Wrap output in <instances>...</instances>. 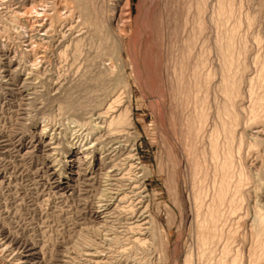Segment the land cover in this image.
I'll return each instance as SVG.
<instances>
[{"label": "rangeland", "instance_id": "1", "mask_svg": "<svg viewBox=\"0 0 264 264\" xmlns=\"http://www.w3.org/2000/svg\"><path fill=\"white\" fill-rule=\"evenodd\" d=\"M56 1L55 0H43L44 2L43 4H37L38 2L36 0L35 1L34 0H0V234H1L0 240L2 238H8L9 242L13 243V250H15L14 252L17 254V257H24L27 255L25 253L23 255H20L21 252L23 251L22 250L23 247H25V249L26 248L32 249L34 251L33 252L34 255H32V257H30L29 259H27L26 264H30V263L34 264L35 262H37L35 264H79V263L80 264H112V262L113 264H129L130 262H137V261H138L137 263L139 264L140 263L142 264H166L167 261L169 262V263L167 262V264H183L185 255L188 252L187 250L194 248L195 240L190 235H188L187 232L184 235H182L183 233H181L182 232L181 231V224H182L181 209L182 208L179 205L180 201L177 200L178 203L177 204L174 203L175 200L171 196L170 191H169L170 184L167 181V174L161 173V169L162 167H167L168 172L172 171L171 166L173 164H171V161L173 162L175 158L174 157L175 153H173L174 152L173 143L168 144L167 140L169 139L168 136H170V134L171 135L174 134L175 137H178L175 135V133L172 132L174 129L170 123L173 124L174 122L173 117L175 116L177 119L184 118V116L192 117L193 115L190 114L192 111H193L192 113L195 114V109H194L195 103H193L195 102L194 101L195 99L193 95L191 97L193 101L192 100H191L192 102L189 101L190 95L194 93H192V91L189 90V92L191 91L190 94H188L189 92L187 93L189 95L188 96L189 104L186 103V105L188 104L187 108L185 107V109L182 110V108L186 105H184L181 102L182 100L181 98L177 97L178 91L176 90V87H175L176 81H177L176 78L179 77L178 76L179 74L177 75V71H178V68L180 67V63H179L180 61L178 62L179 59L176 60L177 54L179 53L177 52L179 45L176 44V42H174L175 41L174 40V27L176 26L174 24H177L176 21L178 18H179L178 19L179 22L183 23L185 19V15H184L185 7L184 6H187L189 1L188 0H177V2L180 1L181 3L178 2L179 4L178 3L176 4L175 0H114V1L113 0H105V1L95 0L96 2H98L96 4L94 0H87V1L84 0L87 4L89 3L88 5L90 8V11H92L91 16L93 17L95 15L94 18H97V19L99 18L98 20L106 23V25L108 24L106 28L110 33H113V35H117L119 34L118 30H123V28L125 30V34H126L125 42H124V47H123L122 57H121L123 61V68L120 66V62H119L117 64L118 66L117 71L119 72L117 74V71H116L115 73L116 76H114V81L112 83L116 86L115 90H119V88H121L119 90V93H122L121 100L124 103L125 101L129 99V97L130 99L132 98L131 99L132 101L131 109H132V114H133V127L132 128L134 129L132 130L133 132L132 131L130 132L133 133L132 136H134V133H136L135 136L137 139L135 138L136 141L134 140L135 141L134 144L136 145L135 148L137 149V153L139 154V158L141 160L140 163L143 164V166L147 167V169L149 170L148 178H145L143 180L145 183L144 185L147 188L146 193H142L141 189H140L141 191L138 190L139 189L138 187L141 182L140 183L135 182L137 180L135 172H131L129 176H126L127 179H130V182L128 180L124 182L120 180V183H118L117 185H114L115 183L113 184L114 187L112 188L116 190L117 192L121 193V196L119 199H122V197L123 198L125 197V199L123 200V202L122 201L121 202L118 201L119 203L116 202L115 205L117 206V208L114 207L116 208V210L111 211V214L108 216L109 219L103 218V217L99 218V217L94 216V213L98 210L99 205L102 204L99 202L101 201L100 198L102 199V195L100 193L103 190L101 186L102 185L101 178L103 176H101V174L106 173L108 170H110L108 168L113 167L114 165H116L115 167H117L116 168L117 171H121L120 173L122 174L125 173L126 162L124 158L126 159L125 156H127L126 155L127 152L129 151V149L131 150L128 144H132L131 141H133V139L132 138H130L129 140L125 139L130 142V143H124L125 144L124 146L128 145L127 151H126V147H124V150L122 148V150L119 151L118 154L116 153L115 155L113 154L111 156L112 158L110 157L109 159L110 161L113 159V161H111L112 164L110 163L108 166L105 164L103 167L104 170L102 169V171H100L98 175L96 174L97 176L93 174L90 175L88 173H85L88 167L86 165L87 163L83 164V160H81L82 165L78 164L80 161H78V163L75 162L77 164L75 163L71 164L73 166H71L69 163L66 162V161L71 160V157H72L69 151L67 150V137L69 134L78 132L80 130L78 128L79 127L78 121L81 123V121L83 120H81L82 117H80L81 115L79 112H73L74 110L71 111L72 109L69 107V104L67 103V100L64 94L66 92L72 93L73 99L74 100L80 99L79 102L86 101V100L88 101V99L92 101L91 99L96 96H97L96 98L97 101H100L103 98H105L103 96L105 89L100 90L98 88L97 89L98 92L96 96L94 95V93L90 94V92H92V89L90 88V86L92 85V82L88 81V79L85 80V78L94 75L95 70H96L95 72H97V70L101 68L99 64L101 60H98V56L96 57L97 51L96 49H93V47H91L92 40L89 37L91 40L89 41V38L86 35V34L89 35L88 33L89 29L87 25H84L85 24L83 22L84 20L82 21V17L84 19V15L80 13V11L74 9L72 20L70 22H67L68 24L67 26V24L63 22V20L59 21L58 18H56L66 12L65 2H63V0H56ZM208 1L210 2L208 3V10L210 14H207V18L210 19V15L212 16L211 14L212 11H215L217 7L216 6L217 1L215 0H208ZM235 1L237 2L236 4L240 7L241 11H239V7H238V14L239 16L242 15L240 16L242 19H245L246 17L244 16L246 15L252 14L253 16L256 13L254 17L256 16L255 18L261 20L260 22V20L258 21L256 19L257 22H255V27L253 26V28L252 27L250 28L245 23H243V25H246V27L247 26L248 27L246 28L245 26L244 27L242 26L243 28L241 31L242 33L241 35L242 37H244V39L246 38L245 40L247 42H249L248 45L250 44L252 46L250 47L251 49L249 48L250 53L252 54L250 55L249 53V57H248L250 60V61L248 60L249 61L248 63H251L254 57L257 56L256 54H261V55L264 54V50H263L264 45H262L264 43V39H262L263 42L261 46L259 45L258 47H256L257 45H255V41H254L256 36H261V37L263 36L262 38H264V34H263L264 33V13H263L264 12V0H243V1L235 0ZM257 3L260 5H258ZM90 4H92V6ZM100 4L102 5L104 4L103 6L105 7H103ZM126 4L128 8L126 12L129 14V18L125 20L123 19L120 26H115L116 24L114 23V21L110 19L113 13V10L114 8L117 7V10L119 13L122 9L126 8ZM211 4L214 6H212ZM45 5L49 8L48 9L47 7L45 8ZM213 7L215 9H213ZM35 8L37 9L36 10L37 12L39 10L40 15H46L42 17L46 21L44 30L41 32H32L30 33V35H23L21 32L23 31L22 27L25 24L20 21L21 19L20 14L24 15V12H26L25 10H28V9L32 10ZM252 8L254 9V11H252ZM256 10L260 11V15H259V12L257 14ZM246 11H248L249 13ZM175 12L178 13L177 16ZM78 13L79 15H77ZM171 13L172 15H170ZM173 13H175L174 14L175 17L173 16ZM72 21H73V24H72L73 28L75 27L76 28L73 29V31H69L68 29L72 28V26L70 25ZM168 21H169V24H168ZM171 22H173L172 25H171ZM49 24L51 26V29L53 30H51L52 31L51 33H46L45 31L49 29V27L47 26ZM164 24L166 25L165 29H164V26H165ZM82 25L85 27H83ZM108 26L110 27V29ZM211 27L213 26L211 25ZM249 28L252 31H250ZM214 29H215L214 27L209 28V31H213V32H210V34H208L209 33L208 32L207 33L208 36L211 35L212 33L215 34V30L217 29L215 30ZM82 30L84 31V34ZM164 30H165V33H167L166 31H168V33L162 34ZM168 34H170V36ZM216 35H217V31H216L215 36ZM248 35L250 36L247 37ZM76 36L79 38H86V37L87 38L83 42L82 53H81L80 59H77V62L75 63L74 67H72V65L74 64L73 61H71L72 64L69 63L72 58V54L69 51L68 56L70 57L71 55V58L69 60V57H67V60H68V63H67V61H65L66 57H64L62 52L64 51L66 46L72 45L76 40L79 39V38L76 39ZM215 36L213 37L209 36L210 38L208 37L209 38L208 47L209 49L211 48L212 50V52L210 53L211 54L210 59H212L210 60L211 61L210 69H213V70H216L219 66V65H216V63L219 64V60L217 61L218 57L215 56V54L217 55V53H215L216 52L215 49L213 52V47L215 48V39H216ZM171 38H172V41H171ZM211 38L213 39V41L211 40ZM140 39H143V40H140ZM175 39H176V36H175ZM211 41L214 45L211 43ZM85 43L88 45L86 46ZM166 43L168 45L171 43L169 45L170 47ZM210 44H212L213 47ZM27 45H33L35 49H38V54L37 55L30 54L29 56H27V54L25 53V48H26L25 46ZM174 46H175V52L173 49ZM253 47L255 49H253ZM86 49H87V52H86ZM172 49H173V53H172ZM254 50L256 52H254ZM258 50H260L261 53ZM168 51L169 53H167ZM212 53H214V56ZM167 54L169 55V57ZM165 55L167 58L165 57ZM252 55H254V57ZM114 56L115 54H113V57ZM170 56H172L173 59L175 60H172L171 59L172 57ZM94 57L96 58V60ZM215 57L217 59H214ZM162 60L164 63L162 62ZM168 62L171 65L173 64V66L171 67V65H169ZM176 63H177V66H176ZM211 63H213V66ZM94 65L95 67L97 66L99 68H95ZM251 65H252L250 68L251 71H249V74L247 73L248 77H250L251 73H252L251 77H254L257 74V70H258V68H256L257 66L253 65V63H251ZM173 67L175 68L174 70H173ZM163 69L165 72H163ZM169 69H171V71ZM172 70L173 71L176 70L175 72L178 77H176L175 73ZM252 70H256V72H252ZM168 72H171V74ZM187 74H188L187 76L185 75L186 77H188V80H186V82L188 81L187 83H189V81H191V76L189 75L191 74H189V72ZM123 75H125L127 78V84L126 82L125 83L122 82L121 76ZM172 75H174L173 76L174 81L173 79H170L172 78ZM82 79L84 80V82ZM164 81L166 82V84ZM215 82L217 83L218 81H215ZM124 86L127 88L125 89ZM215 86L213 87L214 92L212 91L213 93L211 96L213 100L216 98L218 94V93L217 94L215 93L217 92V85ZM162 88L166 90L163 91ZM167 89H169L170 92ZM184 89L183 90L185 92L187 89L186 85L184 86ZM244 89H245L243 91L244 96L240 104L242 103L241 105L244 108H247L250 105V100L248 99V96H245V92H247V88L244 87ZM121 90H124L123 91L124 93ZM183 90L180 91L181 94ZM166 91L168 94L167 93L164 94V92ZM126 93H129L131 96H129V94H126ZM183 94L187 96V94L185 93ZM118 95H121V94H118ZM168 95L170 96V98H168L169 97ZM175 96H176V99L178 98L179 100L174 99ZM244 97L246 99H244ZM172 99L174 100V102ZM164 102L166 105L164 104ZM178 103L180 105L182 104L181 105L182 107L179 105L181 109L178 106ZM190 103H192L193 105ZM163 104L165 105V107ZM174 104H177L176 109L174 108L175 107ZM177 109H179L180 112L182 110L183 111L182 114ZM169 110L170 112H174V113H168ZM165 113L166 115L164 118ZM177 113H180L181 115ZM82 114L84 115V113ZM183 114L185 115L183 116ZM87 115H89L88 112H87ZM243 116H244L243 119H245L246 117L245 119L246 121L243 120L242 125L244 126L245 122L249 125V123H251V122L249 123L247 122L249 115L244 113ZM163 119H165L166 122L163 123L164 121ZM171 120L173 122H171ZM72 123L76 125H72ZM68 124L70 125V127H68L69 126ZM262 124H264V122ZM262 124L258 125L260 126V128L258 126H255L256 128L253 127L252 130L249 129L251 128L249 126L247 127L248 128L247 130V128L245 127L246 125L244 126V128L242 125L240 126L241 131L240 129H238L239 130L238 132L240 133L241 132L243 133L242 130H244L245 132L247 130L248 134L247 133L243 134L244 136L247 135L244 137L245 142L247 141L246 142L247 144L245 143V146L249 144L248 142H250V140H252V142H250V144L248 145L247 149H246L247 146L246 147L244 146L245 153H244V158H243V162H244L243 164L245 165L246 169H248L247 172L250 171L249 173L252 172L253 175L257 173L254 175L256 181L254 180L255 181V183H253L254 185L250 186V189H249L250 191L252 190L253 197H251V199L249 198V203L245 204V206H248L249 211L246 207L244 208L245 211H243L244 212L243 214H248L250 212V214H248V216L250 215L249 220L254 218L255 209L258 208V209L263 210L264 208L263 207L264 206V187L261 188L262 191L260 190L262 195L260 194V192H259L260 195L254 193L255 188L260 187V185L263 184L262 181L264 180V174L262 175V173H264L263 171L264 163L262 162L264 160V156H263L264 155V152H263L264 151V143H263L264 142V125ZM62 136L65 137L66 140ZM41 137L43 138L42 142L39 141L41 140ZM166 137L168 138L166 139ZM260 139H261V142L259 143L257 148H259L261 145H263V147L262 148L260 147L261 149L259 148L258 151L256 150V147L253 148L251 151L254 154L253 156L251 154L249 158L248 157L249 154L246 155L247 151L249 150V147H252V145L254 146L255 141L256 140L260 141ZM125 140L122 139V141H125ZM170 142L171 141H169V143ZM54 147H59L57 152L51 150ZM254 150L255 152H253ZM251 151H248V153ZM59 159H62V162H59L58 161ZM109 160H106V163H108ZM118 161L120 162L117 165ZM54 164L59 165L57 166V171L52 170V166ZM174 165L175 166H173V168L177 166V164H174ZM250 167L252 169H250ZM184 168L185 167H183V170H182L183 172L182 179L187 181V179H189L190 174L188 173L189 170L186 168L185 170ZM260 172L263 177L259 175ZM52 173H55V174H52ZM122 174L120 175L119 179L121 178V176H123ZM92 175L95 176L94 181L89 180L90 176ZM256 175L259 176L260 179ZM65 178L67 179L64 180ZM131 178L135 181H133ZM261 178H263V180ZM71 179L73 180V182ZM259 180H261V184L258 183L260 182ZM99 181L101 185L99 184ZM131 181L134 187L133 185H131L132 184ZM131 186L133 188H131ZM135 186H138V187H135ZM120 189H123V190H120ZM131 189H133V191ZM135 190L137 191L135 192ZM97 197H100V198H97ZM255 197H257L258 199ZM259 198L261 199L259 200ZM251 200H252V203H251ZM255 201L259 203V206L257 202ZM254 205H255V208H254ZM147 206L148 208H146ZM120 207H121V210H120ZM122 208L126 210L124 211V209ZM130 209H131V212H130ZM112 213L114 214V217L112 216L113 215ZM245 216L247 217L246 219L248 220L247 215H244L243 218ZM145 217L148 218L147 220H150V218H153L154 220L156 219L155 220L156 223H158V225L162 226V228L165 229L163 232H167L168 234V244L166 245L168 246V248H166L167 250L166 258L168 259L166 262L164 261L165 260V256L163 253L164 248L161 245L162 239H161L160 231L158 230L154 231L153 237L156 243H154L153 245L149 244V243H152L151 241H149L148 243L149 246L141 245L142 247L135 245L133 243L134 239H137V238L143 239L145 241L152 239V237H150L151 234H149L151 232L147 228L149 226L146 227V225H144V222L142 223V219ZM248 221H247V224H245L244 222L242 233L239 235L240 237L238 239L239 241H241V243L244 240V238H245V240L243 241L244 243L247 240L246 244L244 243L241 244L242 245L241 247L244 246L245 249L247 248L246 252L248 251V247L251 245L249 241L252 239L251 238V228H250L251 223H248ZM138 222L140 224H138ZM113 224L114 225L116 224V225L113 226ZM134 224H136L137 226ZM132 225H134V228H132L133 227ZM140 225L143 228L142 227L140 228ZM114 227L116 228L117 231L115 230ZM136 228L140 230L137 231ZM144 228H147L146 229L147 233L144 232L145 231ZM129 229L132 230L130 231L131 233L129 232ZM134 231L138 235H136V233H133ZM91 232H98V233L100 232L101 234V236H98L99 239L95 236L92 237V240L94 239V243H95L94 250L99 251L102 256L100 258L101 260L99 259L97 263L90 262L87 259V257L82 255V252L80 250L78 252L75 251L77 248L76 244L79 245L81 243L79 239L82 240L84 236H87V234ZM103 235H106V237L104 238L105 240L101 238L103 237ZM246 236H249L250 239H248V237ZM117 238L118 239L120 238V239L118 240ZM112 239H114L115 241L114 240L112 241ZM124 240L126 242H124ZM83 246H81L82 249L84 248ZM127 246H129L130 248L132 247V248L128 250L129 247ZM110 247H112L111 250H110ZM18 248L20 249L21 252L19 251ZM138 250H141V251H138ZM145 250L147 253L145 252ZM120 251L123 252V254ZM129 252L132 257L131 256L129 257L130 255ZM0 254L3 255V256L0 255V264H10L9 261H11L12 259L11 257L13 256L12 252H8V253L1 252ZM115 255L116 257H114ZM71 256L73 257V259L69 258ZM14 257L15 256H13V258ZM124 258H125V261H124Z\"/></svg>", "mask_w": 264, "mask_h": 264}, {"label": "bare ground", "instance_id": "2", "mask_svg": "<svg viewBox=\"0 0 264 264\" xmlns=\"http://www.w3.org/2000/svg\"><path fill=\"white\" fill-rule=\"evenodd\" d=\"M36 1L38 2V3L36 2L37 4H43L44 3L43 0H36ZM96 1H98V0H96ZM175 1H176V4L178 2H180V1L177 2V0H175ZM188 1H189V3L187 2L188 3L187 6H184L185 7L184 8L185 19H184L183 23H180L178 20L179 18H178L177 21L175 20L177 24H174V25H176V26L175 27L173 26L174 27V40H175L174 42H176V44L179 45V48L177 51L179 53L177 54V58H176V60L179 59L178 62L180 61L179 62L180 67L178 68V71H177V75L179 74L178 75L179 77L176 75V72H175L176 70L173 71L175 69L174 67H173L172 71L175 73L176 77H178V78H176L177 81H176V86H175L176 90L178 91L177 97L181 98L182 99L181 102L184 105H186V103L189 104V101L190 102L193 101V99L191 98L193 95L194 99H195L194 100L195 102H193V103H195V105H194L195 108L193 107L195 109V114L192 113L193 111L192 112L190 111L191 112L190 114L193 115L192 117H185L184 116L185 114H183L184 118L177 119L174 116L173 117L174 122L172 121L173 119L171 120V122H173V124L172 123H170V124L173 126V129H174L172 132L175 133V135L178 137H175L174 134H172V135L170 134V136H168L170 140L168 139L167 143L168 144L173 143V149H174L173 153H175V156H174L175 158H174L173 162L171 161V164H173L171 166L172 171L168 172L167 167H162V169H161V173L167 174V181L170 184L169 191H170L171 196L175 200L174 203L177 204L178 203L177 200L180 201L179 205L182 208L181 209V212H182V224H181V231L182 232L181 233H183L182 235H184L187 232L188 235H190L195 240L194 248L191 247L192 249L187 250L188 252L185 255L183 264H264V211H263L264 208H263V210L258 209V208L255 209L254 210L255 216L253 219H250V220H249L250 215L248 216V214H250V212L249 213L246 212L248 214H243L244 213L243 211H245V209H244L245 207L249 211L248 206H245V204L249 203V198L251 199V197H253V195H252L253 192H252V190L250 191L249 189H250V186L254 185L253 183H255V181H256L254 175L257 174V173H255L253 175L252 172L251 173H249L250 171L247 172L248 169H246L245 165L243 164L244 163L243 158H244V153H245L244 148L247 146L246 147V149H247L250 142H252V140H250V142H248L249 144L245 146V143L247 141L245 142L244 137L247 135L244 136L243 134L247 133V130H248L247 127L248 126L251 127L249 129L252 130L253 127L258 126L259 124H262L264 122V54L263 55L256 54L257 56H255V57H254V55H252L254 57V59L252 58L253 60L251 63H253V65L257 66L256 68H258V70L256 69L257 70L256 76L253 75L254 77H251L252 76V73H251L250 77H248L247 75L249 74V71H251L250 68L252 66L251 63H248L250 61L248 57H249V53H250V49H251L250 47H252V46L250 44L248 45L249 42H247L245 40L246 38L244 39V37H242V35H241L242 34L241 33L242 28L244 26L246 27V25H243V23L247 24L250 28L251 27L253 28V26L255 27V22H257L256 21L257 18H255L256 16L254 17V15H256V13L254 12L255 14L253 16H252V14L246 15V16H244L246 18L242 19L240 17L242 15L239 16V14H238V7L239 6L236 4L237 2L235 0H215V1H217V5H216L217 7L215 6L216 9L213 7V9H215V11H212V13H211L212 16L210 15V19H208L207 14H210V12L208 10V3H210V2L208 0H196V1L195 0H193V1L188 0ZM63 2H65L66 12L61 14L60 16H58L56 18H58L59 21L63 20V22H65L67 24V22H70L72 20V16L74 13L73 10L75 9V10L80 11V13H82L84 15V19L82 17V21L84 20L83 22L85 24L84 23L83 24L87 25V27L89 29V32H88L89 35L88 34H86V35L88 36V38L90 37L92 40L91 41L89 38V41H91V47H93V49H96V51H97L96 57L98 56V60H101L99 63L101 68L99 70H97V72H95L96 71L95 70L94 75L85 78V80L88 79V81L92 82V85L91 86L89 85L90 88L92 89V92H90V94L94 93V95L96 96L97 92H98L97 91L98 88L100 90L105 89L104 90L105 92L103 94V96L105 98H103L100 101H97V99H96L97 96H96V97H93L91 99L92 101H90L87 98L88 101L86 100V101L79 102L80 99L79 100L73 99L72 93L66 92L64 94L65 98L67 100V103L69 104V107L72 109L71 111L74 110L73 112H79L81 115L80 117H82L81 120H83V121H81V123L78 121V126H79L78 128L80 130L78 132L73 131L74 133L69 134L67 137V150L69 151V153L71 154L72 157H71V160L66 161V162L71 165V164H74L75 162L78 163V161H80L78 164H81V160H83V164L87 163L86 165L88 167V169L85 171V173H88L90 175L93 174V175L97 176L98 173H100V171H102L105 164L108 166L111 163V161H113V159L111 161L109 160L113 154L114 155H115V153L118 154L119 151L122 150V148L124 150V147H126V151H127L128 145L131 148V150L129 149V151L127 152V154H126L127 156H125L126 159L124 158V160L126 162V164H125L126 169H125L124 174L120 173L121 171H117V169H116L117 167H115L116 165H114V163H115L114 162L113 163L114 166L113 167L109 166L110 168H108V169H110V170H108L104 174H101V176H103L102 178L100 177L101 181H102L101 182L102 185L100 184V181H99V184L103 188L102 192L100 193L102 195V199L100 197H97V198H100L101 201H99V202L102 204L99 205L98 210L96 209L97 211L94 213V216L99 217V218H101V217L108 218V216L111 214V211L116 210V208H117V206L115 205L116 202H118V201L123 202V200L125 199V197L124 198L122 197V199H119L121 196V193L117 192L112 187H114V185H117L118 183H120V180L122 182H124L126 180H128L130 182V179H127L126 176H129V174H131V172H135L137 180L135 181L132 178L131 179L137 183L141 182L139 187L138 186H135V187H138L139 188V189L137 188L138 190L141 189L142 193H146L147 188L145 187V185H144L145 183L143 180L145 178H148V175H149V170L147 169V167L143 166V164L140 163L141 160L139 158V154L137 153V149L135 148L136 145L134 143L136 141L135 140V138H136L135 134L136 133H134V136H135L134 137V136H132L133 133L130 132L134 129V128H132L133 127V114H132V109H131V102H132L131 99L132 98L130 99V97H129V99L127 101H125V103H124L121 100L122 99V93H119V90L121 88H119V90H115L116 86L112 83L114 81V76H116L115 73L117 71V68H118L117 64L119 62H120V66L123 68V61H122L121 57H122V51H123V47H124L126 34H125V30L123 27H122L123 30H118L119 34L116 33L117 35H113V33H110L106 28L108 24L106 25V23L101 22L100 20H98L99 18L98 19L94 18L95 15L93 17L91 16L92 11H90V8L88 5L89 3L87 4L84 0H63ZM97 3L98 2H96V4ZM99 3H100V1H99ZM90 5L92 6V4H90ZM100 5H102V4H100ZM249 5H251V4H249ZM258 5H260V4H258ZM114 6H116V5H114ZM209 6H210V4H209ZM212 6H214V5H212ZM46 7L47 6L45 5V8ZM103 7H105V6H103ZM48 8L49 7H47V9ZM253 8H252V11H254ZM70 9H72V10H70ZM101 9H102V7H101ZM209 9H210V7H209ZM36 10H37L36 8L32 9V10L28 9V10H25L26 12H24V15L20 14V16H21L20 21L25 24L22 27L23 31L22 32L20 31L23 35H30V33H32V32H41L44 30V26H45L46 21L42 17L46 16V15H40L39 10H38V12ZM127 10H128L127 4H126V8L122 9L119 13H118L117 7L114 8L110 19H112V21H114V23L116 24L115 26H120L123 19L125 20V19L129 18V14L126 12ZM179 11H180V9H179ZM239 11H241L240 7H239ZM250 11H251V9H250ZM246 12H248V11H246ZM258 12L260 15V11H257V14H258ZM175 13H173V16ZM102 14H100V15H102ZM177 14L178 13H176V16H177ZM240 14H242V13H240ZM55 15H56V13H55ZM77 15H79V13ZM105 15H107V14H105ZM170 15H172V13ZM101 17H103V16H101ZM47 18H49V17H47ZM182 18H183V16H182ZM100 19H102V18H100ZM80 20H81V18H80ZM257 20L259 21L260 19H257ZM73 21H72V23H70L71 26L73 24ZM78 22H79V20H78ZM107 22H109V21H107ZM260 22H261V20H260ZM123 23H125V22H123ZM172 23L173 22H171V25H172ZM159 24H160V22H159ZM168 24H169V21H168ZM63 25H65V24H63ZM211 25L215 29H217V30L214 29L215 34L217 31L216 36L213 33H212L213 35L212 34L209 35L211 37H213V36L216 37L215 48L213 47L214 44L212 43V41H213L212 38H211V40H212L211 43L213 45L210 44L213 47V52L215 49V51H216L215 53H217V55L215 54V56H217L218 59L216 57L214 59H217V61L219 60V64L216 63V65H219L216 70L210 69L211 68L210 67V62H211L210 60H212V59H210V56H211L210 53L212 52V50H211V48L209 49V47H208V42H209V38H210L208 36V34H210V32H213V31H209V28H213V27H211ZM47 26L49 27V29L46 30L45 32L51 33L52 32L51 30H53V29H51L50 24ZM67 26H68V24H67ZM83 27H85V26H83ZM165 27H166V25L164 26V29H165ZM75 28H73V26H72V28H69L68 30L73 31V29H75ZM250 28H249V30H250ZM81 29H82V27H81ZM85 29H87V28H85ZM109 29H110V27H109ZM170 29H171V27H170ZM250 31H252V30H250ZM166 32L168 33V31H166ZM163 33H165V30H164V32H162V34ZM167 33H165V34H167ZM260 33H262V32H260ZM17 34H18V32H17ZM83 34H84V31H83ZM168 35L170 36V34H168ZM175 36H176V39H175ZM249 36L250 35H248L247 37H249ZM262 37L261 36L255 37L254 41H255V45H257L256 47H258L259 45L261 46V44L263 42L262 39H264ZM26 38H27V36H26ZM77 38H79V37L76 36V39ZM86 38H79L74 43L72 42L73 44L66 46L64 51L62 52L64 57H66L65 61H67V63H68L67 57H69L68 54L70 51V53L72 54V58L70 55L69 60H70V58H71V60L69 63H71V61H73L74 64L72 65V67H74L75 63L77 62V59H80V56L82 53L83 42H84V40H86ZM172 38H173V36H172ZM172 38H171V41H172ZM140 40H143V39H140ZM166 40H167V38H166ZM73 41H74V39H73ZM87 45L88 44H86V46ZM262 45H264V43ZM25 47H26L25 53L27 54V56H29L30 54H35V55L38 54V49H35V47L33 45H27ZM173 49L175 52V46ZM173 49H172V53H173ZM253 49H255V48L253 47ZM263 50H264V47H263ZM258 51L260 52V50H258ZM86 52H87V49H86ZM254 52H256V51L254 50ZM167 53H169V51ZM94 54H95V52H94ZM113 54H115L114 57H113ZM212 54L214 56V53H212ZM251 54L252 53H250V55ZM82 57H81V59H82ZM165 57H166V55H165ZM168 57H169V55H168ZM170 57H172V56H170ZM174 57H175V55H174ZM171 59L175 60V59H173V57ZM95 60H96V58H95ZM164 61H166V60H164ZM162 62H163V60H162ZM169 62H168V64H169ZM215 62H216V60H215ZM211 64L213 66V63H211ZM95 65H94V67H95ZM169 65H171V64H169ZM172 66H173V64L171 65V67ZM176 66H177V63H176ZM77 68H79V67H77ZM95 68H99V67L96 66ZM163 68H165V67H163ZM167 69H168V67H167ZM73 70H75V69H73ZM169 70L171 71V69H169ZM256 70H252V72H256ZM118 72L119 71H117V74H118ZM163 72H165L164 69H163ZM188 72H189V74H191V75H189V76H191V81H189V83H187L188 81L186 82V80H188V77H186L188 75L187 74ZM77 73H79V72H77ZM168 73L171 74V72H168ZM173 76L174 75H172V78H170V77L169 78L173 79ZM167 77H168V75H167ZM185 77H186V79H185ZM121 79H122L123 83L126 82V84H127V78L125 75L121 76ZM173 81H174V79H173ZM215 81H218V82L216 83ZM83 82H84V80H83ZM122 82H120V83H122ZM85 83H87V82H85ZM165 84H166V82H165ZM185 85H186L187 89L184 92V90H185L184 86ZM215 85H217V92H215V93L216 94L218 93V94H217L216 98L213 100L211 98V96H212V93L214 92L213 87ZM78 86H80V85H78ZM244 87L247 88V92H245V96H248V99L250 100V105L248 104L249 107H247V108H244L241 105L242 103L240 104V102L244 96V92H243L245 90ZM126 88L127 87H125V89ZM164 90H166V89H163V91ZM167 90L169 91V89H167ZM182 90H183V92L181 94L180 91H182ZM189 90H191L192 93H194V94L190 95V100L188 101V96H189L188 94L191 93V91L189 92ZM121 91L123 92L124 90H121ZM125 92H126V90H125ZM165 93H167V91L164 92V94ZM183 93H185V94L188 93V94H187V96H185ZM118 94H121V95H118ZM126 94H129V93H126ZM169 95H170V93H169ZM129 96H131V95L129 94ZM127 97H128V95H127ZM168 98H170V96ZM174 99H176V96ZM211 99L213 100V102ZM244 99H246V98L244 97ZM162 100H163V98H162ZM173 102H174V100H173ZM178 102H180V101H178ZM246 102H247V100H246ZM164 104H165V102H164ZM190 104H192V103H190ZM165 105H164V107H165ZM167 105H168V103H167ZM174 105H175V107L174 106L173 107L176 109L177 104H174ZM179 105L180 104L178 103V106ZM187 105L184 106L182 108V110L185 109V107L187 108ZM181 107H180V109H181ZM188 108H189V106H188ZM177 110H179V109H177ZM182 110H181V112L179 110V112L181 114L183 112ZM166 111H168V110H166ZM87 112L89 115H87ZM82 113H84V115ZM168 113H174V112H170V110H169ZM180 113H177V114L181 115ZM244 113L249 115V117L247 116L248 117L247 122L248 123L251 122V123H249V125L246 122L245 123L247 125L244 123V126L246 125L245 127L247 128V130H246V132L244 130H242L243 133L241 132L242 133L241 134L240 132H238L239 131L238 129H240V131H241L240 126L243 124V120L246 119V117H245V119H243ZM165 115H166V113L164 114V118H165ZM167 115H169V114H167ZM170 117H172V116H170ZM84 120H86V121H84ZM163 120H164L163 123L166 122L165 119H163ZM169 120H167V121H169ZM75 123H76V121H75ZM72 125H76V124L72 123ZM262 125H264V124H262ZM244 126H243V128H244ZM68 127H70V125ZM258 127L260 128V126H258ZM160 128H161V126H160ZM161 130H162V128H161ZM251 130H250V132H251ZM42 132H43V130H42ZM66 133H68V132H66ZM167 134H169V133H167ZM165 136H167V135H165ZM168 137H166V139ZM63 138L66 140L65 137H63ZM130 138L133 139V141H131L132 144H128L127 146H124L125 145L124 143H130L128 141ZM42 139L43 138L41 137V140H39V141L42 142ZM122 139H124V140L128 139V140L122 141ZM169 141H171V142L169 143ZM260 142H261V139H260V141L256 140L255 143L253 142L255 145L254 146L252 145V147H249L248 151H251L255 147H256L257 151L260 147L262 148L263 145H261L259 148H257V146L259 145ZM253 143H251V144H253ZM58 148L59 147H54L51 150L57 152ZM248 151H247L246 155L249 154L248 157L250 158V155L252 154V156H253L254 153H252V151L248 153ZM253 152H255V150ZM78 156H80V157H78ZM261 159H263V158H261ZM106 160H109V162L106 163ZM58 161L62 162V159H59ZM114 161H116V160H114ZM119 162L120 161L117 162V165ZM262 162L264 163V160ZM77 163H75V164H77ZM174 164H177V166L175 168H173V166H175ZM57 166H59V165L54 164L52 166V170L57 171ZM71 166H73V165H71ZM183 167H185L186 169L189 170L188 173L190 174V176H189V179H187V181L182 179L183 178L182 177ZM250 169H252V168L250 167ZM58 170H59V168H58ZM123 170H124V168H123ZM52 174H55V173H52ZM61 174H62V172H61ZM121 174L123 176H121V178L119 179ZM263 174L264 173H262V175ZM93 175L90 176V178H89L90 181L95 180V176H93ZM259 175H261V172ZM84 177H85V175H84ZM257 177L259 178V176H257ZM66 179L67 178H65L64 180H66ZM261 179L263 180V178H261ZM259 181L260 182H258V183L261 184V180H259ZM72 182H73V180H72ZM131 183H132V181H131ZM262 183L263 184H261L260 187L255 188V190H254L255 194H259L261 188L264 187V180L262 181ZM134 184H136V183H134ZM131 185H133V183ZM133 187H134V185H133ZM133 187L131 186V188H133ZM253 187H255V186H253ZM134 189H136V188H134ZM252 189H254V188H252ZM120 190H123V189H120ZM131 190L133 191V189H131ZM136 191L137 190H135V192ZM100 194H99V196H100ZM137 194H139V193H137ZM260 194H261V192H260ZM126 198H127V196H126ZM255 198H257V197H255ZM252 199H254V198H252ZM260 199L261 198H259V200ZM86 200H88V199H86ZM255 202H257V201H255ZM251 203H252V200H251ZM257 204L259 206L258 202H257ZM114 207H116V208H114ZM146 208H148V206ZM254 208H255V205H254ZM122 209H124V208H122ZM131 209H130V212H131ZM120 210H121V207H120ZM125 210L126 209H124V211ZM128 210H129V208H128ZM119 213H121V212H119ZM244 215L248 216L249 221L246 219L247 218L246 216L243 218ZM112 216L114 217V214ZM76 218H77V216H76ZM148 218H149V216H148ZM148 218L147 217L143 218L142 223L144 222V225H146V227L149 226L147 228L151 232L149 234H151L150 237H152V239L145 241L143 239L137 238V239H134L133 243L135 245L142 247L143 245L144 246L148 245L149 241H151L152 243H149V244L153 245L154 243H156L155 239L153 237L154 231H156V230L160 231L161 239H162L161 245L164 248L163 249V253L165 256L164 261L166 262L168 259V258H166L167 257L166 248H168V246H166L168 244V234H167V232H163L165 229H163L162 226H160V225H158V223H156V221H155L156 219L154 220L153 218H150V220H147ZM250 218H252V217H250ZM117 220H119V219H117ZM246 220L248 221V223H251L250 228H251V238H252L250 240L251 242L249 241V243H251V245L248 247L247 252H246L247 248L245 249L244 246L241 247L242 246L241 244L244 243L243 241L245 240V238H244V240L242 239L243 240L242 243H241V241L238 240L240 237L239 235L242 233V228L244 226L243 224ZM247 221L245 222V224H247ZM138 224H140V223L138 222ZM115 225L113 224V226H115ZM130 225H131V223H130ZM134 225H136V224H134ZM134 225H132L133 226L132 228H134ZM141 227L142 226L140 225V228ZM248 227H249V225H248ZM147 228H144L145 229L144 232H146V233H147V231H146ZM136 229H137V231L140 230V229L138 230V228H136ZM115 230H116V228H115ZM130 231H132V230L129 229V232ZM130 233H128V234H130ZM133 233H136V232L134 231ZM106 234H108V233H106ZM125 234H127V233H125ZM136 235H138V234L136 233ZM81 236H82V234H81ZM93 236H95L99 239L98 236H101V234H100V232L99 233L98 232L88 233L87 236H84L82 238V240L79 239V241H81V243L79 245L76 244L77 248L75 247L76 248L75 251L78 252L80 250L82 252V255L87 257V259L90 262L97 263V261L102 256H101L99 251L94 250L95 243H94V239L92 240ZM0 237H1V234H0ZM7 237H9V236H7ZM105 237H106V235H103V237H101V238L104 239ZM246 237H248V239H250L249 236H246ZM107 238H106V240H107ZM129 238H128V240H129ZM113 240L114 239H112V241ZM246 241L244 244H246ZM124 242H126V241L124 240ZM110 243H111V241H110ZM117 243H118V241H117ZM81 246H83L84 248L82 249ZM127 247H129V246H127ZM73 248H74V246H73ZM111 248L112 247H110V250H111ZM115 248H117V247H115ZM131 248L129 247L128 250ZM146 248H147V246H146ZM22 250L24 252L23 251L21 252L19 249V251L21 252L20 255H23L24 253L27 255L24 257H17V254L14 252L15 250H13V243L9 242L8 238H2L0 240V253L1 252H7V253L12 252V255L15 256L14 258H13V256L11 257L12 259H11V261H9L10 264H26L27 259H29L30 257H32V255H34L33 254L34 251L32 249H29V248L25 249V247H23ZM41 250H43V249H41ZM143 250H144V248H143ZM138 251H141V250H138ZM145 252H146V250H145ZM121 253L123 254V252H121ZM134 253H135V251H134ZM118 254H119V252H118ZM129 254H130V252H129ZM0 255L3 256L2 254H0ZM143 255H145V254H143ZM143 255H142V257H143ZM130 256H131V254L129 255V257ZM148 256H147V258H148ZM71 257H69V258L73 259V257L72 258ZM114 257H116V255ZM135 257H137V256H135ZM108 258H109V256H108ZM139 258H140V256H139ZM81 260H83V259H81ZM130 260H132V259H130ZM119 261H120V259H119ZM124 261H125V258H124ZM137 262H130V263L131 264H139ZM167 262H166V264H167ZM179 262H180V260H179ZM35 263H37V262H35ZM112 264H113V262H112ZM140 264H142V263H140Z\"/></svg>", "mask_w": 264, "mask_h": 264}]
</instances>
